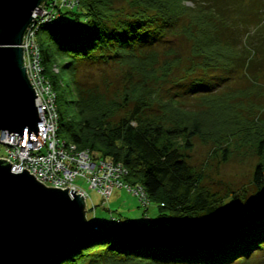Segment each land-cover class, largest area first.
I'll return each instance as SVG.
<instances>
[{
  "label": "trees",
  "instance_id": "trees-1",
  "mask_svg": "<svg viewBox=\"0 0 264 264\" xmlns=\"http://www.w3.org/2000/svg\"><path fill=\"white\" fill-rule=\"evenodd\" d=\"M176 37L188 53L176 48ZM37 39L57 92L60 135L123 162L126 180L145 189L141 203L157 201L160 210L150 225L89 220L46 264H264V0H79L42 24ZM61 59L67 85L53 71ZM110 63L128 68L118 95L77 78L83 66ZM179 70L192 73L176 83L186 89L164 100L157 92ZM240 70L247 82L218 93ZM175 96L196 97L220 115L210 121ZM230 109L236 117L222 115ZM197 137L223 150L224 160L234 139L248 144L257 158L255 190L230 195L220 208L225 198L206 190L190 163Z\"/></svg>",
  "mask_w": 264,
  "mask_h": 264
},
{
  "label": "water",
  "instance_id": "water-1",
  "mask_svg": "<svg viewBox=\"0 0 264 264\" xmlns=\"http://www.w3.org/2000/svg\"><path fill=\"white\" fill-rule=\"evenodd\" d=\"M48 0H0V137L32 140L42 101L27 74L22 46L35 12ZM69 187H49L0 158V264H46L89 226L87 201Z\"/></svg>",
  "mask_w": 264,
  "mask_h": 264
},
{
  "label": "built area",
  "instance_id": "built-area-1",
  "mask_svg": "<svg viewBox=\"0 0 264 264\" xmlns=\"http://www.w3.org/2000/svg\"><path fill=\"white\" fill-rule=\"evenodd\" d=\"M78 4L79 0H48L35 12L36 17L27 29L22 46L27 74L42 101L40 107L37 106L40 114L39 135L32 132V140H29L27 132L26 140H22L19 135L6 133L0 137V147L3 149L0 158L12 162L14 172H22L26 168L46 186L69 187V192L75 189L76 193L85 196L86 201L87 192L75 183L78 178H83L104 199H109L115 189L123 188L145 204V189L126 180L129 169L123 162L80 148L60 135L57 92L45 72L37 34L41 25L52 21L59 10L74 9Z\"/></svg>",
  "mask_w": 264,
  "mask_h": 264
},
{
  "label": "rangeland",
  "instance_id": "rangeland-1",
  "mask_svg": "<svg viewBox=\"0 0 264 264\" xmlns=\"http://www.w3.org/2000/svg\"><path fill=\"white\" fill-rule=\"evenodd\" d=\"M188 5H192V2L189 1ZM65 20L73 21V18L69 14L65 17ZM79 22L80 25H82L84 23V18L82 17ZM172 38L173 37L169 38V40ZM175 39L174 44H176V48L182 51V53H188L187 42L181 37H176ZM160 49L163 50L161 47ZM65 62L64 59H61L58 65L56 64L53 67V71L58 73L61 82L67 85V82L72 83V79L70 72L64 68ZM184 64H186V61L183 62V65ZM199 70L200 69L196 68L194 71L197 72ZM180 72L181 70L175 71V78L170 80L172 82L164 83L161 90L157 92L164 100L172 97L174 93H181L183 89H186V87L180 88L176 83L184 81L186 76L192 73L185 71ZM238 73L236 79H228L229 81H226L223 87L221 86L218 93L224 90L232 91L243 86L247 81L242 77L241 70ZM260 73V80L264 83V71ZM128 77V68L120 66L119 63L83 66L82 71L77 74L78 79L86 81L88 84L99 83V85H101V90L106 92L108 96L120 94ZM253 98L258 97L255 95ZM175 99L178 100L182 107L193 112L205 110L204 113L210 121L213 116L216 117V115H220L219 112H217L218 109L212 110L209 106L203 105L200 99H196V97L190 96L185 99L177 96ZM132 106L133 104L129 105L128 108L131 109ZM68 107L71 108V106ZM226 111L222 115L227 116V118L236 117L234 116L236 110L230 109ZM119 113L122 114L124 111L122 110ZM215 117H213V120ZM244 136L243 133V136L240 137ZM194 143L195 147L190 153V163L201 171V183L204 185L203 187L213 193L215 198L219 200L225 198V200L217 203L220 208H224V205L228 202L227 198L231 197L230 195H238L241 197L242 194L247 195L255 190V187L251 185V181L257 158L248 144H239V141L237 142V140L234 139L232 142L233 144L230 143L231 145L229 146V158L228 160H224L221 156L223 150L220 149L218 152H214V144L212 141L206 142L197 137L194 139ZM1 154H3L2 147H0V155ZM75 183L82 187L88 194L87 218L91 221L95 220L97 223L109 221L110 224H114L123 222L125 219H130L142 225H150L152 224V219H158L160 216L157 201L150 202L147 208L146 205L141 203L138 196L123 188L115 189L109 199H104L97 190L91 189L83 178L76 179ZM112 216L118 217L120 220L114 221Z\"/></svg>",
  "mask_w": 264,
  "mask_h": 264
},
{
  "label": "bare ground",
  "instance_id": "bare-ground-1",
  "mask_svg": "<svg viewBox=\"0 0 264 264\" xmlns=\"http://www.w3.org/2000/svg\"><path fill=\"white\" fill-rule=\"evenodd\" d=\"M77 238H78V237H77ZM77 238H76V239H77ZM76 239H75V240H76ZM75 240H74V241H75ZM74 241H73V242H74ZM72 244H73V243H72ZM72 244H71V245H72ZM71 245H70V246H71ZM70 246H69V247H70ZM69 247H68V248H69ZM68 248H67V249H68ZM67 249H66V250H67ZM66 250H65V251H66Z\"/></svg>",
  "mask_w": 264,
  "mask_h": 264
}]
</instances>
